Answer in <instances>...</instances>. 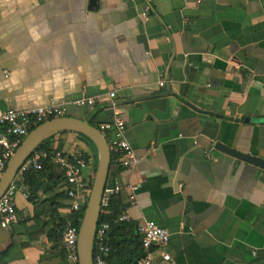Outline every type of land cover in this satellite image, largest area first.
<instances>
[{"label":"crops","instance_id":"obj_1","mask_svg":"<svg viewBox=\"0 0 264 264\" xmlns=\"http://www.w3.org/2000/svg\"><path fill=\"white\" fill-rule=\"evenodd\" d=\"M51 101L97 126L124 120L138 161L112 152L107 179L130 219L167 228L169 264H264V168L215 146L264 158V0H0V113ZM51 140L95 171L77 132ZM47 195L16 194L0 264H72L48 236L68 198L50 213Z\"/></svg>","mask_w":264,"mask_h":264},{"label":"built area","instance_id":"obj_2","mask_svg":"<svg viewBox=\"0 0 264 264\" xmlns=\"http://www.w3.org/2000/svg\"><path fill=\"white\" fill-rule=\"evenodd\" d=\"M163 84V81L159 82ZM116 89L108 92L109 97H114ZM95 101L92 96H82L74 100L76 105H91ZM111 103L114 101L111 99ZM66 106L64 102L51 101L45 105L27 109H16L8 107L0 113V176L23 137L38 123L64 115ZM98 128L107 138L111 153L114 152L120 166L132 167L138 161L132 145L124 135V120L114 115L111 119L99 123ZM44 162H50L59 168L64 176L62 189L68 198L69 213L82 211L83 205L90 192L94 172L88 170L89 157L78 149L71 151L64 150L57 145L50 147L35 148L19 165L14 178L0 195V227H10L18 220L16 211L15 196L21 193L28 196L27 184L23 181V172L29 169H39ZM135 185L128 186V193L131 199L134 198ZM121 186L117 181H107L103 187L100 200V213L105 211L111 195L119 193ZM120 219H128L124 212ZM81 216L78 223L68 221L62 230V245L66 257L72 264L78 263L77 240ZM108 227L106 222L97 224L93 242V264H108L105 253L108 246L105 244L104 235ZM136 229L140 234L141 246L144 254L136 258L131 264H161L172 262V256L168 249L170 233L167 228L157 224L152 219H142L137 222Z\"/></svg>","mask_w":264,"mask_h":264},{"label":"water","instance_id":"obj_3","mask_svg":"<svg viewBox=\"0 0 264 264\" xmlns=\"http://www.w3.org/2000/svg\"><path fill=\"white\" fill-rule=\"evenodd\" d=\"M91 2L92 6L96 5V0H91ZM64 130H71L85 135L93 142L97 152L96 167L90 192L80 219L77 240L78 263L93 264V242L100 215V200L111 160V150L107 138L96 125L83 118L67 114L51 117L38 123L23 137L9 158L0 176V195L16 175L18 167L23 160L45 138ZM215 146L229 154L264 168L263 157L241 151L222 142H217Z\"/></svg>","mask_w":264,"mask_h":264},{"label":"trees","instance_id":"obj_4","mask_svg":"<svg viewBox=\"0 0 264 264\" xmlns=\"http://www.w3.org/2000/svg\"><path fill=\"white\" fill-rule=\"evenodd\" d=\"M90 123L96 125L93 122ZM78 134L89 141L95 148L93 142L88 137L81 133ZM53 135L54 134L45 138L36 148L50 147ZM22 176L23 181L27 184V198L29 200L34 201L36 198H39L40 193H43L48 195L46 198L42 197V200H47L49 204H55L54 201L52 202L54 197L56 195L65 194L62 189L64 182L63 173L50 162H44L42 167L37 170L29 169L23 172ZM84 206L85 203L83 207ZM55 208L56 204L51 207L50 213H53ZM124 208L125 203L119 197L118 193H116L110 196L109 201L105 206V211L101 212L99 215L98 224L102 222L108 224L104 235L105 244L108 246V250L105 253V258L107 259L108 264H131L136 258L144 254L141 246L140 234L136 229L137 222L130 218H119L120 215L124 213ZM80 216H82V211L78 213H70L67 218H63L58 214L55 226L48 230V236L56 242L61 241L62 243L61 235L65 224L68 221L77 224Z\"/></svg>","mask_w":264,"mask_h":264},{"label":"rangeland","instance_id":"obj_5","mask_svg":"<svg viewBox=\"0 0 264 264\" xmlns=\"http://www.w3.org/2000/svg\"><path fill=\"white\" fill-rule=\"evenodd\" d=\"M64 131H71V130H64ZM75 132V131H74ZM81 136V135H80ZM82 137V136H81Z\"/></svg>","mask_w":264,"mask_h":264}]
</instances>
